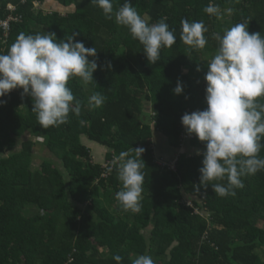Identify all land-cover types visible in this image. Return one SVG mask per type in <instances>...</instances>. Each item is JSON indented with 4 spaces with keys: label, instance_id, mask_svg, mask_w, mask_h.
<instances>
[{
    "label": "trees",
    "instance_id": "16d2710c",
    "mask_svg": "<svg viewBox=\"0 0 264 264\" xmlns=\"http://www.w3.org/2000/svg\"><path fill=\"white\" fill-rule=\"evenodd\" d=\"M123 2L113 0L114 9ZM131 2L148 23L167 17L175 29L176 43L161 49L155 64L129 30L105 18L91 0H0V20L11 4L21 16L8 31L0 30V53L21 32L55 33L58 40L78 33L77 40L97 49L98 59L89 60L100 66L91 84L69 81L81 114H70L59 127L39 125L22 89L0 98L6 101L0 105V264H117V255L121 264L139 255L155 264H264V171L243 177L245 187L235 196L219 197L211 185L199 186L203 156L189 151H205V143L185 136L181 123L185 113L207 108L204 77L218 48L212 33L246 23L250 33L264 36V0ZM210 3L222 19L203 11ZM49 5L56 9L47 10ZM182 19L208 28L201 52L180 40ZM178 81L182 95L173 91ZM94 93L105 97L98 108L89 106ZM185 138L190 140L176 169L157 162L172 159ZM35 147L50 153L38 164ZM133 148L145 150L139 213L123 212L115 199L122 184L112 161Z\"/></svg>",
    "mask_w": 264,
    "mask_h": 264
},
{
    "label": "clouds",
    "instance_id": "9594fccd",
    "mask_svg": "<svg viewBox=\"0 0 264 264\" xmlns=\"http://www.w3.org/2000/svg\"><path fill=\"white\" fill-rule=\"evenodd\" d=\"M91 3L102 9L105 18H114L118 26L129 30L132 38L143 45L150 64L160 60L161 49L176 43L175 29H170L167 17L148 23L131 0H124L115 9L113 0H91ZM203 11L222 19L218 6L211 3ZM180 23V40L196 53L205 49L208 43L205 34L209 31L205 23L187 19ZM77 35L73 33L58 40L55 33L21 32L7 53H0V98L22 89V95L32 98L31 111L44 129L68 123L70 114L80 116L81 101L74 96L69 81L78 79L84 85L91 84L94 72L100 67L97 49L86 47L76 39ZM212 39L218 42V48L207 61L204 77L207 108L185 113L181 123L188 133L185 136L195 134L206 145L205 151L196 152L203 156L199 186L211 185L219 197L235 196V189L245 187L243 177L264 171V157L259 155L264 149V103L261 102L264 100V36L250 33L246 23H237L222 35L212 33ZM89 57L97 59L89 60ZM173 91L182 95L183 84L178 81ZM104 101L102 94L94 93L89 106L98 108ZM3 104L6 101L0 99V105ZM144 151L133 148L121 152L112 161L122 184L115 199L123 212L141 211ZM113 259L121 264L119 255ZM132 264L155 262L149 255H139Z\"/></svg>",
    "mask_w": 264,
    "mask_h": 264
},
{
    "label": "rangeland",
    "instance_id": "374dc122",
    "mask_svg": "<svg viewBox=\"0 0 264 264\" xmlns=\"http://www.w3.org/2000/svg\"><path fill=\"white\" fill-rule=\"evenodd\" d=\"M149 107H150V105L147 104L146 109L148 110ZM25 136H26V138L33 139L37 143H43L44 142V139L43 138H41L39 136H36V135H34L32 133H26ZM154 145L156 146L155 142H154ZM99 146H100V144H99ZM92 147H93V151H95L97 153L101 151V149L99 147H95V146H92ZM190 151H191V152H189L190 154H194V152H197L195 150V148H193L192 150L190 149ZM46 155H50V153L48 151V148L40 149L39 147H35V149H34V155H33L34 162L36 164H38L41 161L42 157H44ZM168 156L170 157V154H168ZM177 156L179 157V152L178 151L175 153L174 157L172 159H170V160H167V162L168 163H171L174 160V158H176ZM98 159H102V158H99L98 157ZM260 224L262 226H264V223L263 222H260Z\"/></svg>",
    "mask_w": 264,
    "mask_h": 264
},
{
    "label": "built area",
    "instance_id": "2783aa9c",
    "mask_svg": "<svg viewBox=\"0 0 264 264\" xmlns=\"http://www.w3.org/2000/svg\"><path fill=\"white\" fill-rule=\"evenodd\" d=\"M35 4L38 6L39 2H36ZM16 8L17 6L13 4L8 6L9 13H8L7 18L0 20V30L8 31L10 28L11 22L17 21L21 18V16L14 14V12L16 11ZM13 91H16V90H13ZM176 161H177V158L174 159L171 163H168L161 158H157V162L159 164L167 165L171 169H176V163H177ZM188 204L190 205L191 203H188Z\"/></svg>",
    "mask_w": 264,
    "mask_h": 264
},
{
    "label": "crops",
    "instance_id": "0c3cea01",
    "mask_svg": "<svg viewBox=\"0 0 264 264\" xmlns=\"http://www.w3.org/2000/svg\"><path fill=\"white\" fill-rule=\"evenodd\" d=\"M52 4V3H51ZM55 6H53V5H49L48 6V8H47V10L48 9H50V10H55L56 8H54ZM49 10V11H50ZM192 135H189V137H191ZM190 139L189 138H185V141H183V143H182V147L181 148H179V150H178V152H182V151H184V149H185V147H186V145L188 144V141H189ZM154 145V144H153ZM205 149H206V145H205ZM198 150H200V149H198ZM203 150H204V148H203ZM203 150H200L201 152L203 151ZM189 152H191V151H189ZM175 159V158H174ZM203 199H204V196H202L201 197V199H200V203L202 202L203 203ZM185 203H186V205L188 204V203H191V202H188V201H185V202H183V204L185 205ZM189 205V204H188ZM190 205H193L192 203L190 204ZM207 212V211H206ZM203 214H205V213H203Z\"/></svg>",
    "mask_w": 264,
    "mask_h": 264
}]
</instances>
